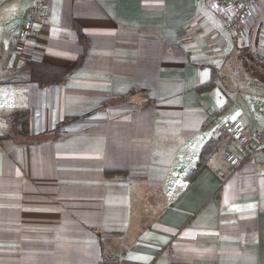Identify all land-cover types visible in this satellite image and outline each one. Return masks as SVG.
Segmentation results:
<instances>
[{
  "label": "crops",
  "instance_id": "obj_1",
  "mask_svg": "<svg viewBox=\"0 0 264 264\" xmlns=\"http://www.w3.org/2000/svg\"><path fill=\"white\" fill-rule=\"evenodd\" d=\"M34 1L0 0V264H264V150L230 170L215 121L264 129V0L242 36L206 0H43L22 39Z\"/></svg>",
  "mask_w": 264,
  "mask_h": 264
},
{
  "label": "built area",
  "instance_id": "obj_2",
  "mask_svg": "<svg viewBox=\"0 0 264 264\" xmlns=\"http://www.w3.org/2000/svg\"><path fill=\"white\" fill-rule=\"evenodd\" d=\"M207 4L221 15L227 17V25L239 36L243 35L241 27L246 23L248 17L254 13L261 0H206ZM49 20V10L43 0H35L28 8L26 19L20 27L18 34L22 39H27L36 29L39 23ZM254 60L264 65V52H255ZM249 87L264 91V80L254 79L249 82ZM264 112V106H263ZM219 125V135L231 142L234 141L242 147L245 156L240 157L232 149H228L227 163L230 170L238 167L248 157H257L264 150V129L254 133L247 131V123L242 118L222 120L215 119ZM220 170L219 176L226 178L230 170Z\"/></svg>",
  "mask_w": 264,
  "mask_h": 264
},
{
  "label": "rangeland",
  "instance_id": "obj_3",
  "mask_svg": "<svg viewBox=\"0 0 264 264\" xmlns=\"http://www.w3.org/2000/svg\"><path fill=\"white\" fill-rule=\"evenodd\" d=\"M254 34V31H253ZM242 69L237 75L239 78L238 88L245 94V99L238 100L241 108L244 110L246 114H248L250 120L254 124H259L264 122V117L260 111V107L264 104V91H255L248 86V82L251 80L252 76L245 75L242 77ZM236 93V92H235ZM238 94V93H237Z\"/></svg>",
  "mask_w": 264,
  "mask_h": 264
},
{
  "label": "trees",
  "instance_id": "obj_4",
  "mask_svg": "<svg viewBox=\"0 0 264 264\" xmlns=\"http://www.w3.org/2000/svg\"><path fill=\"white\" fill-rule=\"evenodd\" d=\"M209 84H206L205 86H207ZM214 142V140H213ZM215 150V146L212 144V143H208L203 152L201 153V157H200V160H199V163H198V167L203 165L209 158V156L213 153V151Z\"/></svg>",
  "mask_w": 264,
  "mask_h": 264
}]
</instances>
